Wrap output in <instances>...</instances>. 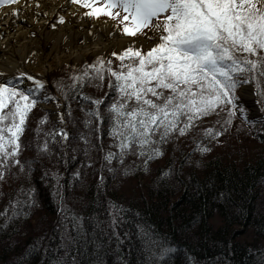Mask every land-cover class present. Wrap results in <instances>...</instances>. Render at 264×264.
<instances>
[{"label": "snow or ice", "instance_id": "1", "mask_svg": "<svg viewBox=\"0 0 264 264\" xmlns=\"http://www.w3.org/2000/svg\"><path fill=\"white\" fill-rule=\"evenodd\" d=\"M70 3L85 9L83 12L73 10V17H100L102 14L109 17L113 29H118L127 38V45L111 52V57L119 60L115 66L103 53L92 58L91 62L86 60L79 68L66 65L72 71L51 82L61 96L51 92L49 81L43 75L24 68L23 61L18 62L14 74L0 71V177L14 166L31 177L38 156L21 158L24 147L31 146L30 141L27 145L24 143L22 136L34 107L49 100L57 102L58 123L54 122L52 129L44 131L43 141L37 140V153L51 155L56 150L67 162L64 150L68 147L66 141L73 134L60 126L65 120L64 111L60 109L64 105L69 119H72V102L78 101L84 115L83 125L87 129V133L79 134V139L84 141V152L89 151L92 133L100 141L103 122H108V135L113 138L110 143L117 151L104 150L102 144L91 146L103 151L102 160L108 162L109 173L116 171L112 162L120 164L130 152L144 158L143 166L147 170L148 161L163 154L162 147L168 139L177 132L187 133L202 119L213 115L216 120L203 129L205 140L214 139L220 143L234 126L236 118L250 125L255 134L264 139V0H102V3L70 0ZM0 6H8L5 15L21 18L19 0H0ZM63 6L66 5H58L54 9L55 15L48 17L47 12L41 10V0H31V5L25 0L24 11L33 10L35 25L41 28L50 26L55 30L56 21L60 25L68 22V18L59 13ZM40 15L45 16L43 22L39 20ZM23 19H27L26 14ZM28 35L35 36V29H30ZM25 60L31 61L32 54ZM106 77L109 89L115 92L114 99L109 100L108 93L93 97L83 90L87 85L99 86ZM249 84L253 85L251 91L256 97V110L252 112L241 100L247 90L244 86ZM48 119L47 115L37 119L34 129L37 137ZM196 145L201 153L210 151L200 139L196 140ZM73 151L80 149L74 148ZM72 159L75 160L76 156ZM185 160L189 164L200 163L189 159L188 155ZM88 163H92L91 159ZM103 167L102 164L97 180L98 192L106 183ZM127 170L124 169L125 173ZM171 174L170 165L159 168L153 182ZM62 175L44 167L40 177L49 186L50 195L57 199L55 228L60 233L57 248L64 249V252L62 255L54 253L53 264H77L75 257L71 261L68 259L73 247L79 245L87 251L90 244L92 264H107L101 253L103 244L97 246L95 231L91 238L86 235L84 221L91 214H78L65 203L66 185L61 183ZM79 175V172H73L67 187L71 188ZM50 178L51 184L48 183ZM226 197V191L221 190L215 198ZM37 204L38 191L29 179L27 186L22 184L16 190L15 198L10 194V200L0 215L6 218L7 226L16 219L27 218ZM105 210L111 220L109 227L115 229L124 206L109 198ZM93 219L96 225L104 223ZM69 227L74 234L70 233ZM136 228L141 236L145 264H162L161 258L175 252V245L153 237L143 224H137ZM100 231L104 233L103 228ZM113 235L120 243L119 234L113 231ZM40 247L25 249L13 264L30 259ZM42 247L45 253L49 252L48 245ZM192 264L196 262L193 260ZM244 264H264V245L250 246L245 252Z\"/></svg>", "mask_w": 264, "mask_h": 264}, {"label": "trees", "instance_id": "2", "mask_svg": "<svg viewBox=\"0 0 264 264\" xmlns=\"http://www.w3.org/2000/svg\"><path fill=\"white\" fill-rule=\"evenodd\" d=\"M106 57L112 59L114 66L119 64V60L111 57V54ZM91 59L86 58L81 65L86 60L91 62ZM71 71V68L58 70L51 74L50 80L66 76ZM56 90L61 94L57 88ZM83 90L93 97L108 93L109 100L115 98L114 90L108 87L107 77L99 86L87 85ZM39 108L34 107L30 113L27 129L22 136L24 143L27 145L30 141L31 146H25L21 153V158L38 156V161L30 178L15 166L0 177V213L9 202L10 194L15 198L16 190L22 184L27 186L29 179L38 191V204L31 209L27 218L21 217L7 226L6 218L0 215V264H13V260L20 259L19 253L25 249L32 250L37 243H41L40 250L35 251L30 259L23 260L22 264H53L54 253L62 255L64 252V249L57 248L60 233L56 231L55 223L51 222L57 199L50 195L49 186L40 178L44 167L63 173L61 183L66 185L65 203L78 214H91L84 221L86 235L91 238L95 231L97 246L103 244L101 253L106 257L107 264H145L137 224H143L161 242L175 245V252L169 254L170 258H161L162 264H192L193 260L196 264H244L248 248L244 241L236 244L234 239L238 240V237L241 240L242 235L249 238L251 233L252 242L264 245V139L257 136L250 125L235 121L220 143H216L214 139L205 140L203 129L216 120L213 115L202 119L187 133L174 134L163 145L166 148L162 149L163 154L148 161L147 170L143 166L144 158L130 152L120 164L113 161L112 166L116 171L109 173L108 162L102 160L103 151L100 147L91 146L102 144L104 150L117 151L114 144L110 143L113 138L108 135L107 120L103 122L100 141L92 133L89 151L84 152V141L79 139L80 133H87L83 125L82 108L78 101H73V117L69 119L64 106L65 128L73 134L64 150L68 158L66 164L64 157L58 155L56 150L51 155H41L36 151L37 140L43 141L44 131L52 129L54 123L50 112ZM44 115L49 119L42 125L43 131L37 137L34 131L37 119ZM197 139H200L201 144H207L210 151L199 152ZM238 139L247 148L251 146L250 150L255 154L247 158L243 151L245 148L234 144V140ZM74 148H79L80 151L74 152ZM186 155L200 163L189 164L185 160ZM73 156H76L75 160L72 159ZM88 159H91V164ZM102 164L106 183L98 192L97 180ZM169 165L172 174L153 182V178L158 176V169ZM125 166L127 173L122 172ZM135 171L137 174H134ZM73 172H79L80 175L69 188L67 182ZM64 175L68 177L65 178ZM4 181L8 183L3 184ZM48 183H52L51 178ZM221 190L226 191L227 197L218 200L215 197ZM109 198L124 206V213L115 227L120 234V243H117V238L113 235L114 229L109 227L111 220L105 210ZM93 217L104 223L96 225ZM215 217L221 223L213 227ZM248 223L253 225L251 229L245 225ZM101 228L104 229L103 234ZM69 231L74 234L70 227ZM39 237L44 239L40 240ZM45 244L49 246L48 253L43 250L42 246ZM91 252V244L87 251L76 245L68 259L71 261L75 257L77 264H92L89 255Z\"/></svg>", "mask_w": 264, "mask_h": 264}, {"label": "bare ground", "instance_id": "3", "mask_svg": "<svg viewBox=\"0 0 264 264\" xmlns=\"http://www.w3.org/2000/svg\"><path fill=\"white\" fill-rule=\"evenodd\" d=\"M24 4L25 0H19V5L22 9L20 19L10 14H4L8 12V6L0 7V31L3 32V37L0 38V71L14 74L13 70L18 66V62L23 61L24 68L44 76V74L48 73L53 64H59L62 60L69 59L73 55L76 56L84 53L101 54L109 50L112 46L117 47L119 50L127 45V39L118 29H113L111 20H93L91 17L85 16L79 18L73 17L71 15L73 10L79 12H83V10L71 4L69 1L41 0V10L47 12L48 17H53L55 15L54 9H56L58 5H66L59 8V13L65 15L68 18V22L64 25H60L59 22L56 21L58 26L55 30H52L50 26L41 28L35 25L33 23V10L25 13ZM29 4L31 5V0H29ZM25 14L27 15L26 20L23 19ZM44 19V15L39 16L41 22H43ZM30 29H35V36L28 35ZM89 29H91V31H89ZM110 30L112 31L111 35L113 34L112 38H115L113 42H98L96 37L95 40L92 38L96 33L100 34L104 32L106 34V31ZM65 36L67 37L66 40L64 39ZM11 37H16V39L11 40ZM29 54H32L31 61L25 60V57ZM63 64L57 67L56 70H52L50 74L58 70L62 71V69L66 68ZM49 82L52 81L50 80ZM51 86L52 89L58 93L56 87L52 84ZM244 88L247 90L244 92L241 100L246 103V107L249 106L252 111H255L254 100L256 97L252 94L251 88L248 85H245ZM39 107L41 108V106ZM51 119H54L52 115ZM235 121L240 122L241 120L236 118L234 122ZM65 163L67 164V162ZM67 177L68 176L65 178ZM7 183L8 182L4 181L3 184ZM218 223H221V221H218Z\"/></svg>", "mask_w": 264, "mask_h": 264}, {"label": "rangeland", "instance_id": "4", "mask_svg": "<svg viewBox=\"0 0 264 264\" xmlns=\"http://www.w3.org/2000/svg\"><path fill=\"white\" fill-rule=\"evenodd\" d=\"M66 1H69L70 2V0H66ZM97 3H102V0H97ZM1 7V6H0ZM81 10H83V11H85V9H83V7L82 6H78ZM93 20H111L109 17H107L106 15H101L100 17H91ZM107 30H109V29H107ZM109 33H112V31L110 30V31H106V34L104 33V32H101L100 34H98V33H96L95 35H93L92 36V38L95 40L96 38H97V41L98 42H105V43H110V42H113V40H115V38H112V35H109ZM123 35V34H122ZM124 36V35H123ZM96 37V38H95ZM125 37V36H124ZM126 38V37H125ZM127 39V38H126ZM113 47V48H112ZM109 50H107L106 52H103V54L105 55V56H107L108 54H111V52L112 51H118V48L117 47H114V46H112ZM121 49V48H120ZM119 49V50H120ZM97 55H100V54H90V53H84V54H81V55H76V56H71L69 59H64V60H62L59 64L57 63V64H53L52 65V67H51V69L48 71V73L47 74H44V77L48 80V81H50L49 79H50V76H51V71L52 70H56L57 69V67H59L61 64H63L65 67H66V65H76L78 68H79V66L81 65V62H83L86 58H94L95 56H97ZM62 66V65H61ZM70 67H67L66 69H69ZM251 89H252V85L251 84H249L248 85ZM48 88L51 90V92L53 93V94H55V95H57V96H61V94L58 92H55L53 89H52V86H51V82H49V84H48ZM252 92V91H251ZM252 94L254 95V93L252 92ZM243 102V101H242ZM245 105H246V103L245 102H243ZM56 104H57V102L56 101H53V100H49V101H47V102H43V103H40L38 106H41V109L42 108H44V109H47L49 112H50V114L52 115V117L54 118V119H52L53 120V122H56V123H58V121H56ZM248 108H249V110H250V112H252V110H251V108L249 107V106H247ZM61 111L63 110L64 111V105H62L61 106V109H60ZM60 126H63L64 127V123L62 124V125H60ZM230 134V133H229ZM231 135V134H230ZM67 142V141H66ZM234 144L235 145H237L238 147H240V148H245V149H243V151L246 153V155H247V158L250 156V155H254L255 153H254V151H252V150H250V147L251 146H248V148H247V145L245 144H243V143H241L240 141H239V139L237 140V141H235L234 140ZM162 149H166L165 147H163ZM168 150V149H167ZM125 168H127V166H125L124 167V169ZM124 169L122 170V172L124 173ZM134 174H137V172L135 171V173ZM140 174V173H139ZM141 181L143 182V180L141 179ZM57 203V202H56ZM56 208H57V205H56V207H55V215L54 216H52V218H51V222H52V224H53V222L55 223L56 222V220H57V218H58V213H57V211H56ZM214 223L215 224H213L212 226L214 227L215 225H218V218L217 217H215L214 218ZM220 224V223H219ZM249 229H251L252 227H253V225L250 223H248V224H245ZM236 230H240V228H236ZM113 231H115L116 233H119V231H117V230H113ZM238 234V236L240 235V233H237ZM259 236V235H258ZM119 237H120V234H119ZM242 237L243 238H241V240L237 237V239L238 240H240V241H238V240H236V239H234V241H235V243L236 244H242V242L241 241H244V243L246 244V246H247V248H249L250 246H261L259 243H257V242H252V240H250V238L252 237V235H251V233L249 234V238H247L246 237V235H242ZM39 242V241H38ZM264 242V241H263ZM38 245L37 246H40L41 245V243H37ZM35 247H33L32 248V250L34 249ZM168 258H170V256L168 255Z\"/></svg>", "mask_w": 264, "mask_h": 264}]
</instances>
